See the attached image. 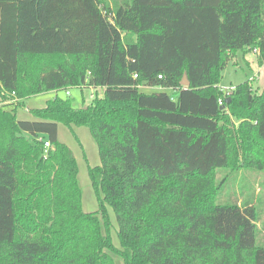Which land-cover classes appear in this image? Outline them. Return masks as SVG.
<instances>
[{
	"label": "trees",
	"instance_id": "trees-1",
	"mask_svg": "<svg viewBox=\"0 0 264 264\" xmlns=\"http://www.w3.org/2000/svg\"><path fill=\"white\" fill-rule=\"evenodd\" d=\"M254 49L264 0H0V264H264V181L238 178L264 170V88L220 86ZM70 88L103 94L26 104ZM60 124L97 142L96 211Z\"/></svg>",
	"mask_w": 264,
	"mask_h": 264
},
{
	"label": "rangeland",
	"instance_id": "rangeland-1",
	"mask_svg": "<svg viewBox=\"0 0 264 264\" xmlns=\"http://www.w3.org/2000/svg\"><path fill=\"white\" fill-rule=\"evenodd\" d=\"M245 57L248 58L247 62L245 61ZM258 52L256 49L249 51L239 50L235 54H232L225 70L223 71V77L220 83V86L223 90H225V96L230 98L231 100V92L235 85L244 82L245 80H251L253 88L258 92H261L264 87V71L259 67L258 61ZM258 70H261L262 77L259 80L257 79ZM82 89V88H81ZM142 90L145 91H153L158 90V88H150L149 86H142ZM72 97L73 104L75 107H81L83 103H89L92 101L95 93L98 92L99 95L103 94V89H98L96 91L93 88H83L80 90L79 88H70L69 89ZM60 95L63 97H67L68 94L66 90H59L54 92H45L40 95H35L26 100V104L29 108H39L43 107L49 99H52L56 95ZM226 98V101H227ZM2 101V94L0 93V102ZM223 106H225L223 104ZM5 110H12L14 105H5ZM18 115L21 118L25 119H33V115L31 114L29 117L24 113L21 108L17 110ZM231 118V127L233 129H237L239 126L238 118L234 117L232 114ZM59 137L61 141L65 142L74 152L75 156L79 161V182L83 190V209L85 212H93L99 209L98 195L96 190L93 187L91 178L89 176V167H94L101 164V158L99 154V149L97 142L93 138L90 129L86 126H76L68 127L64 124H60L59 128ZM240 157L239 165L245 163L243 158V154ZM262 156V155H260ZM259 157V156H257ZM264 163V158H263ZM246 167V166H242ZM241 168V167H240ZM247 176L251 184L256 185L257 192L260 191L261 181H264V170L255 171L250 168H242L239 171V183H242V177ZM220 173H218L217 177L219 178ZM239 183L237 185L240 190ZM109 213L112 220L111 226V235L114 243L117 246H120V240L118 237V224L116 221V216L111 207H109ZM104 233L106 230L104 228ZM122 260L118 259L117 264H122Z\"/></svg>",
	"mask_w": 264,
	"mask_h": 264
},
{
	"label": "crops",
	"instance_id": "crops-1",
	"mask_svg": "<svg viewBox=\"0 0 264 264\" xmlns=\"http://www.w3.org/2000/svg\"><path fill=\"white\" fill-rule=\"evenodd\" d=\"M245 59V61L247 62V60H248V58L247 57H245L244 58ZM260 68H261V70L262 71H264V64L263 65H260L259 66ZM261 70H258V75H257V79L259 78V80L261 79V77H262V74H261ZM264 75V74H263ZM264 88V87H263ZM51 92H54V91H51ZM56 92V91H55ZM43 94V93H42ZM7 104H10V101H1L0 102V105H7ZM23 111H24V113H26L24 116H30L31 114L28 112V107H26V108H21ZM19 117H20V115H18ZM21 118V117H20Z\"/></svg>",
	"mask_w": 264,
	"mask_h": 264
},
{
	"label": "built area",
	"instance_id": "built-area-1",
	"mask_svg": "<svg viewBox=\"0 0 264 264\" xmlns=\"http://www.w3.org/2000/svg\"><path fill=\"white\" fill-rule=\"evenodd\" d=\"M66 92H67L68 95L71 94L70 90H66ZM45 146L46 147H50L51 146L50 142H45Z\"/></svg>",
	"mask_w": 264,
	"mask_h": 264
},
{
	"label": "water",
	"instance_id": "water-1",
	"mask_svg": "<svg viewBox=\"0 0 264 264\" xmlns=\"http://www.w3.org/2000/svg\"><path fill=\"white\" fill-rule=\"evenodd\" d=\"M184 83H188V81L185 80ZM227 102H230V98H227ZM222 107H224V106H222Z\"/></svg>",
	"mask_w": 264,
	"mask_h": 264
}]
</instances>
